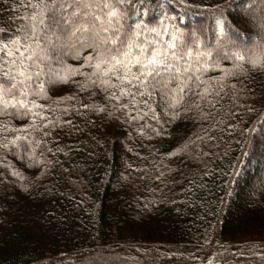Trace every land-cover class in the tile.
Wrapping results in <instances>:
<instances>
[{"label":"trees","instance_id":"obj_1","mask_svg":"<svg viewBox=\"0 0 264 264\" xmlns=\"http://www.w3.org/2000/svg\"><path fill=\"white\" fill-rule=\"evenodd\" d=\"M246 1L144 3L149 19L166 12L186 31L197 12L222 9L242 33L230 34L251 44L261 31L264 0ZM18 4L0 0V27L6 29L0 37L12 34L9 18L23 11H14ZM213 16L206 28L214 26ZM55 87L52 95L76 99L61 105L66 112L58 109L63 123L46 138L51 152L41 148L29 159L22 152L4 158L0 150V264H264V107L251 94L239 103L255 111L222 102L224 123L209 133L216 139L197 141L209 155L193 158L194 145L169 153L194 133L203 135L200 125L207 128V122L149 121L161 134H141L118 112L113 119L82 106L103 103L100 97L75 85ZM229 108L235 119L225 117Z\"/></svg>","mask_w":264,"mask_h":264},{"label":"snow or ice","instance_id":"obj_2","mask_svg":"<svg viewBox=\"0 0 264 264\" xmlns=\"http://www.w3.org/2000/svg\"><path fill=\"white\" fill-rule=\"evenodd\" d=\"M158 7L163 10L164 5ZM20 10L9 18L15 24L12 34L0 37L4 158L9 152H22L29 159L41 148L51 152L46 138L63 123L58 109L66 112L61 105L76 99L75 94L52 95L57 84L75 85L80 92L100 97L103 103L82 106L113 119L120 118L118 112L125 122L137 123L141 134H161L149 121L157 126L182 118L207 122V128L200 125L203 135L194 133L195 139L188 138L169 153H183L194 145L198 152L193 158L209 155L197 141L216 139L209 133L224 123L223 101L246 107L240 98L251 94L264 107V8L258 40L251 44L230 35L239 37L241 29L223 14H214V26L186 31L166 12L149 19L144 0H19L14 11ZM247 23L241 20L242 26ZM226 60L231 66L222 63ZM224 115L236 118L231 108ZM11 174L20 176L14 169Z\"/></svg>","mask_w":264,"mask_h":264},{"label":"rangeland","instance_id":"obj_3","mask_svg":"<svg viewBox=\"0 0 264 264\" xmlns=\"http://www.w3.org/2000/svg\"><path fill=\"white\" fill-rule=\"evenodd\" d=\"M238 1H240V0H235V2H238ZM254 1H256V0H247L246 1V6H249L250 4H252V2H254ZM258 2H256L255 4H257ZM254 4V5H255ZM193 12H196V11H193ZM206 12V14H202V15H200L198 12H197V14L199 15L198 17H197V20L198 21H195V22H193L191 25V27H188V29H197V28H199V27H201V26H203L204 28H206V23H207V20L209 19V17H210V15L211 14H217V15H219V14H223V12H222V9H217L216 11H214V12H208V11H205ZM224 15V14H223ZM252 16V15H251ZM253 17V16H252ZM199 23V24H198ZM252 24H256V20L254 19V17H253V19H252ZM246 30V29H245ZM230 35H232L233 36V38H235V36L233 35V34H230ZM249 40V39H248ZM246 42H248V41H246ZM177 253H179L180 255L182 254H184L185 253V251H177ZM189 253H195L194 252V250H190V251H187V254H189Z\"/></svg>","mask_w":264,"mask_h":264}]
</instances>
